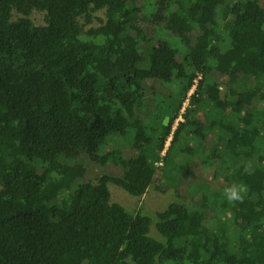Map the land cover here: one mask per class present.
Returning <instances> with one entry per match:
<instances>
[{
    "label": "trees",
    "instance_id": "16d2710c",
    "mask_svg": "<svg viewBox=\"0 0 264 264\" xmlns=\"http://www.w3.org/2000/svg\"><path fill=\"white\" fill-rule=\"evenodd\" d=\"M171 159L216 200L158 212L160 241L109 184L143 197ZM0 264H264L260 0H0Z\"/></svg>",
    "mask_w": 264,
    "mask_h": 264
},
{
    "label": "rangeland",
    "instance_id": "374dc122",
    "mask_svg": "<svg viewBox=\"0 0 264 264\" xmlns=\"http://www.w3.org/2000/svg\"><path fill=\"white\" fill-rule=\"evenodd\" d=\"M262 6L264 7V0H260ZM15 15V20L20 16L17 12L14 13ZM100 17H104V13L100 12L98 14ZM32 20L37 24V25H45V15L44 13L41 12H34L31 16ZM99 21H96L94 26H98ZM176 40H172V43L175 44ZM225 46H223L224 48ZM196 89V88H195ZM195 90H193L194 92ZM225 89H222V92L224 93ZM191 92V93H193ZM153 98V96H152ZM154 99V98H153ZM157 100H154V102L151 103L153 106V112L156 111L158 102L160 100L159 96L156 98ZM244 103H245V108L243 113H248L251 111V102L249 97L244 98ZM188 105H185L187 107ZM158 110V109H157ZM184 111V110H183ZM253 111V110H252ZM251 111V112H252ZM202 119H204V115H200ZM181 119L178 121L180 122ZM177 122V123H178ZM190 137L192 135L188 133ZM133 138H134V133L132 130H128V135L125 140L124 147L125 149L129 150L133 148ZM248 138L245 136V140L247 141ZM192 142L188 143H180L178 147L174 149V152L172 154V157L177 156L180 152V150L183 147H186V145H191ZM169 145L170 142L167 145L166 151L164 155H168L169 153ZM163 165V164H161ZM174 165V161L171 159V161H168L163 165V171L160 172L159 174V180L160 182L156 184L155 186H151L147 193L143 197H135L127 193L125 190H123L121 187L114 185V184H109V188L111 191L112 195V202L113 203H118L124 206L130 213L136 214L137 212L141 211L142 214L150 216L153 218L154 223L151 227V236L157 240L160 239L162 240V237L160 236L156 224L158 222L156 214L158 212H161L165 210L170 204L174 202H179L183 203L185 202V198L187 197V194H195V195H200V196H205L208 200L214 201L215 196L210 192V189L208 185H203L202 187L198 186H190L187 188V190H183L181 187V183L178 179L176 178H171L169 176V172L171 167ZM258 187V186H257ZM256 187V188H257Z\"/></svg>",
    "mask_w": 264,
    "mask_h": 264
},
{
    "label": "clouds",
    "instance_id": "9594fccd",
    "mask_svg": "<svg viewBox=\"0 0 264 264\" xmlns=\"http://www.w3.org/2000/svg\"><path fill=\"white\" fill-rule=\"evenodd\" d=\"M164 122H167V118H165ZM244 171L246 174H252L253 169L251 163H247L244 165ZM249 191V186L243 181L233 182L232 184L224 188L223 195L230 204H234L237 202L243 203L245 198L248 196Z\"/></svg>",
    "mask_w": 264,
    "mask_h": 264
},
{
    "label": "built area",
    "instance_id": "2783aa9c",
    "mask_svg": "<svg viewBox=\"0 0 264 264\" xmlns=\"http://www.w3.org/2000/svg\"><path fill=\"white\" fill-rule=\"evenodd\" d=\"M192 92H193V91H192ZM191 94H193V93H191ZM188 103H189V101L187 100V102H186L185 105H188ZM180 119H181V121L183 120L182 117H180ZM180 119H179V120H180Z\"/></svg>",
    "mask_w": 264,
    "mask_h": 264
}]
</instances>
